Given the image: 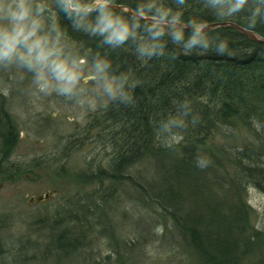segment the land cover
<instances>
[{"label":"trees","instance_id":"trees-1","mask_svg":"<svg viewBox=\"0 0 264 264\" xmlns=\"http://www.w3.org/2000/svg\"><path fill=\"white\" fill-rule=\"evenodd\" d=\"M114 3L136 11L140 3L151 0ZM233 3L235 0H156L149 11L158 15V8H170L169 17L179 12L180 22L189 25L233 22L264 39V2L249 0L248 5L235 10ZM256 7L261 13L254 16ZM139 22L137 36L129 37L123 45H98L102 37L74 33L86 47L98 46L101 55L112 59L110 73L129 71L130 79L138 82L130 102L112 101L84 128L83 142H98L105 157L110 156L105 167L70 176L76 185L97 187L87 202L80 198L56 222L65 226L54 237V244L62 251H75L84 236L82 229L69 228L81 221L74 213L83 212L88 219L99 212L104 220V205H115L129 190L144 206L170 220L175 232L202 260L236 264L237 256L245 253L243 245L251 248V236L242 232L249 229L250 208L239 200L230 203L223 214L198 196L202 183L211 186L210 178L232 197L243 183L258 189L264 186V44L228 27L200 33V39L189 44L192 32L184 30L183 38L174 41L172 29L167 28L155 38L162 42L163 54L142 59L137 51L139 36L153 37L148 22ZM4 105L0 94V179L50 169L55 159L10 163L19 133ZM218 140L227 166L206 150ZM77 147L76 141H70L61 152L72 155ZM142 165L153 175L135 173ZM224 169L225 178L220 176ZM56 173L63 182L69 179L60 171Z\"/></svg>","mask_w":264,"mask_h":264},{"label":"rangeland","instance_id":"rangeland-1","mask_svg":"<svg viewBox=\"0 0 264 264\" xmlns=\"http://www.w3.org/2000/svg\"><path fill=\"white\" fill-rule=\"evenodd\" d=\"M5 87L8 94H0L19 133L10 163L39 159H55L56 163L43 172L0 179V264H208L175 232L170 220L144 206L129 190L115 205H104L103 213L100 211L104 220L99 212L88 219L82 216L83 212L74 213L81 221L69 228L82 229L84 240L75 251L58 249L54 237L65 225L56 222L80 198L87 202L97 187L76 185L70 182V176L80 172L91 174L96 166L105 167L110 156L105 157L98 142H83L81 136L91 117L106 107L81 111L73 101L55 94L33 97L27 91V79L18 81L12 71L0 69V88ZM70 141H76L78 147L72 155H65L61 151ZM220 144L218 140L206 150L226 163ZM57 171L69 179L61 181ZM135 173L153 175L146 165L138 167ZM220 176L226 177L225 169ZM210 180L211 186L201 184L198 198H205L212 208L217 206L225 214L230 203L239 200L250 208L249 229L241 230L245 236H251V248L243 245L241 250L245 253L237 256L236 264H264V186L258 189L243 183L232 197L230 191ZM46 193H50V198L37 202Z\"/></svg>","mask_w":264,"mask_h":264},{"label":"clouds","instance_id":"clouds-1","mask_svg":"<svg viewBox=\"0 0 264 264\" xmlns=\"http://www.w3.org/2000/svg\"><path fill=\"white\" fill-rule=\"evenodd\" d=\"M155 3L156 0L140 3L138 15L127 17L114 10V0H0V69L12 71L18 81L27 79L31 96L55 94L73 101L81 111L107 107L116 99L130 102L132 88L138 82L130 79L131 72L110 73L112 59L101 55L98 46L86 47L74 33L100 36L98 45H123L129 37L137 36L140 18L147 16L152 20L146 26L152 30L153 39L139 36L137 51L142 59L153 53L163 54L162 42L155 38L171 28L174 41H179L185 32L183 27H176L179 12L169 17L171 9L160 7L157 15L149 11ZM248 3L249 0H235L232 9ZM260 13L256 7L253 15ZM165 18L172 23H162ZM192 25L195 31L189 44L200 39L204 27L202 23ZM0 91L7 95L9 90L5 87Z\"/></svg>","mask_w":264,"mask_h":264},{"label":"water","instance_id":"water-1","mask_svg":"<svg viewBox=\"0 0 264 264\" xmlns=\"http://www.w3.org/2000/svg\"><path fill=\"white\" fill-rule=\"evenodd\" d=\"M115 11H119V12H123L125 13L127 16H133L134 14H137L138 13L136 11H134L133 9L129 8L128 6H124V5H118V4H115ZM140 20H143V21H146L148 23H151L152 20L150 17H141ZM162 23L164 24H171L172 22L171 21H163ZM176 27H183V30H187V31H190V32H194L195 29L192 27V25H189V24H186V23H183V22H178L176 23ZM233 28L235 30H237L239 33H241L243 36H245L246 38L254 41V42H257V43H261V44H264V39L258 35L257 33L251 31V30H247L233 22H219V23H213V24H205L204 27L201 29V33H204V32H207V31H210V30H213V29H216V28ZM50 198V193H46L44 196L42 197H39L37 199V202H40V201H44V200H47Z\"/></svg>","mask_w":264,"mask_h":264}]
</instances>
